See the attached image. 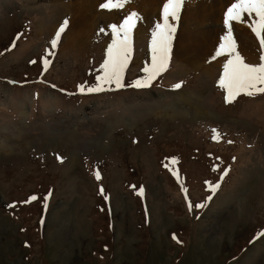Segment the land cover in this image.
<instances>
[{
    "label": "rangeland",
    "instance_id": "374dc122",
    "mask_svg": "<svg viewBox=\"0 0 264 264\" xmlns=\"http://www.w3.org/2000/svg\"><path fill=\"white\" fill-rule=\"evenodd\" d=\"M77 1L0 0V264H264V94L226 104L223 66L189 67L175 35L168 69L147 88L130 87L151 62L165 0L112 11L93 0L95 10H83L89 23L100 16L88 41L70 36L69 23L53 49L63 21L78 15L64 4ZM133 11L144 36L138 42L133 30L125 87L89 93L110 25ZM188 15L183 9L177 31ZM191 96L190 106L182 97Z\"/></svg>",
    "mask_w": 264,
    "mask_h": 264
},
{
    "label": "snow or ice",
    "instance_id": "6c2138e0",
    "mask_svg": "<svg viewBox=\"0 0 264 264\" xmlns=\"http://www.w3.org/2000/svg\"><path fill=\"white\" fill-rule=\"evenodd\" d=\"M129 2L130 0H106L105 3L100 5V8L109 11L118 10ZM185 4L186 0H165L163 3L160 21L156 22L151 30L149 43L151 62L142 69L144 76L136 79L129 85L130 87L147 88L168 69L171 60L173 36L177 31V24ZM245 16L251 18L248 27L259 42L261 55L258 64L245 62V59L238 51V44L233 35L232 22L243 23L245 22ZM140 19L139 13L133 11L125 16L119 25H110L112 42L106 50V59L101 65L103 74L97 77L98 83L96 86L87 89L89 93L104 92L107 90L105 85L114 84L117 89L125 87L123 78L132 52L133 30ZM68 24L69 21L65 19L55 33L54 38L51 40L53 49L57 47L61 34L65 31ZM223 25L226 31L220 37L221 42L211 59L215 60L217 57L222 56L228 57L223 64V72L218 81V86L226 92L225 103H232L241 94L247 96L264 94V0H234L224 13ZM48 63L49 61L45 59V69ZM181 86L180 83L174 85L177 89L181 88ZM79 91L84 92L85 89L81 86ZM212 138L217 141L220 139V135L215 129H213ZM173 162H175V158H173ZM165 166L167 167V165ZM94 174L97 180L101 179V174L98 170ZM224 174L227 175V172ZM173 175L178 176V173L174 171ZM219 187V184H209V189L213 193ZM103 191V188H101V194H103ZM137 194L143 195V188ZM105 198L107 199V197ZM36 199V196H32L26 203ZM211 199V196L207 197L208 201ZM205 206L206 204L204 203L195 205L196 208H204ZM192 207L193 205L189 203V210ZM259 235L264 236V232Z\"/></svg>",
    "mask_w": 264,
    "mask_h": 264
},
{
    "label": "bare ground",
    "instance_id": "6f19581e",
    "mask_svg": "<svg viewBox=\"0 0 264 264\" xmlns=\"http://www.w3.org/2000/svg\"><path fill=\"white\" fill-rule=\"evenodd\" d=\"M91 1H93V0H88V1L84 0V2L77 1V2H73V3H71V2L69 3L68 2L67 4H64V6H65L64 8H65L66 11H68V13H71V12L75 11V13L78 14V15H76V17H75V15H73L74 17L71 18L72 20H69V23H70L69 25H71V29L69 30L68 33L70 34V36H72L73 33H76L78 31L81 34V38H82V35H83V37L86 39L87 37H89L90 34H92V33H90V34L88 33L89 35H87V31L89 29L95 27L93 22H95L97 17L100 16V15H98L97 13L96 14H92L93 18L92 17L91 18L93 20L91 19L92 21H91V23H89V15L87 14L89 11L86 12L83 9L86 6H88V4H92ZM200 1L201 0L197 1V4L194 3L192 11L191 10L189 11L188 7L184 6L183 9L187 10L188 12H190V15H188V17L185 19V22H184V19H183V22H182L180 30H178L174 34L175 37H176L175 39L177 41V43H176V49H177L176 51L177 52L176 53L178 55H181L183 57V59L187 58V60H184V61H186V64L189 67H192L194 70L200 69L202 67V62L205 61V60H209L211 62L215 61L213 63L214 66H217V65L218 66L219 65L223 66L224 62H226V60L228 59V57H224L223 60L221 59V60L218 61L219 58L218 59L216 58L217 60L216 59L212 60L211 57H212V55L214 54V52L216 50L215 48H216L218 40H220V37L222 35H224V33L226 31L224 28L222 29L220 27L221 26V22L223 24L224 13H225V11L227 9L226 7H229L227 5L230 2L233 3L234 0H205L203 5H201ZM94 3H96V2H94ZM93 4L91 6H94L93 8L95 10V5H93ZM154 4L158 5L156 3H154ZM145 7H146V5H145ZM62 11H64V10H62ZM80 11L84 12V13L79 14ZM151 11H150L149 17H148L149 20L151 19V17H150L151 13H153V11L152 12ZM79 15H81V16H79ZM159 18H160V15H159ZM246 20L248 21V23L251 22V18H249L247 16H245V21ZM180 22H181V20H180ZM147 23H148V21H147ZM239 24H240L239 22H232L233 35H234V37H235V39L237 41V44H239L244 49L247 48V52L248 53H246L245 55H246L247 59L249 60L248 61L249 63H252L253 61H255L254 64L256 62L259 63L260 62V53H259L260 50L256 49V47L259 48V42H258L257 38L256 37H252L253 35L248 32L249 31L248 26H243L242 25V26L237 27ZM243 24H244V22H243ZM141 27L140 26L138 27V22H137L136 23V27L134 28V31H136L135 32L136 40H138V42L144 36V31H143V29ZM146 29H147V27L145 28V30ZM239 29H241V30H239ZM87 41H88V38H87ZM74 42H75V40H74ZM78 42H79V40H78ZM248 43H251V44L253 43L255 46H251V45L248 46L249 45ZM82 44H84V43L82 42ZM85 44H87V43H85ZM76 46H78V45H76ZM84 46H83V48H84ZM81 51H82V48H81ZM245 55L243 54L241 56L243 57ZM243 58H245V57H243ZM214 66H212V67H214ZM203 67H205V66H203ZM213 69L214 68H211V67L209 68L208 67V68H206L205 72L212 76L213 72H214ZM204 70H205V68H204ZM181 96H183V95H181ZM182 98H183L182 100H184L185 102L189 103L190 106H191V104L193 102H194V104H195V102H197V101H195V99L193 100V96H191V98L190 97H188V98L182 97ZM167 112L168 111H166V114H168Z\"/></svg>",
    "mask_w": 264,
    "mask_h": 264
}]
</instances>
